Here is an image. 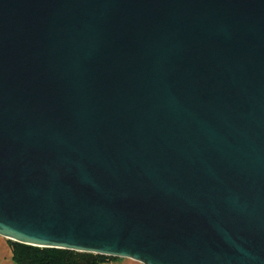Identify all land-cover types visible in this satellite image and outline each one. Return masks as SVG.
<instances>
[{
    "label": "water",
    "instance_id": "95a60500",
    "mask_svg": "<svg viewBox=\"0 0 264 264\" xmlns=\"http://www.w3.org/2000/svg\"><path fill=\"white\" fill-rule=\"evenodd\" d=\"M0 237L264 264V0H0Z\"/></svg>",
    "mask_w": 264,
    "mask_h": 264
},
{
    "label": "trees",
    "instance_id": "16d2710c",
    "mask_svg": "<svg viewBox=\"0 0 264 264\" xmlns=\"http://www.w3.org/2000/svg\"><path fill=\"white\" fill-rule=\"evenodd\" d=\"M14 264H110L115 258L62 249L37 248L7 241Z\"/></svg>",
    "mask_w": 264,
    "mask_h": 264
},
{
    "label": "rangeland",
    "instance_id": "374dc122",
    "mask_svg": "<svg viewBox=\"0 0 264 264\" xmlns=\"http://www.w3.org/2000/svg\"><path fill=\"white\" fill-rule=\"evenodd\" d=\"M0 264H14V262L11 259V251L9 245L7 241L1 237H0Z\"/></svg>",
    "mask_w": 264,
    "mask_h": 264
},
{
    "label": "crops",
    "instance_id": "0c3cea01",
    "mask_svg": "<svg viewBox=\"0 0 264 264\" xmlns=\"http://www.w3.org/2000/svg\"><path fill=\"white\" fill-rule=\"evenodd\" d=\"M110 263H112V264H139V263L129 261L126 259H123V260L122 259H115V260L111 261Z\"/></svg>",
    "mask_w": 264,
    "mask_h": 264
}]
</instances>
